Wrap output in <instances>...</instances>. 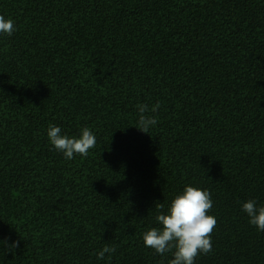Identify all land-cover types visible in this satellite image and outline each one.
<instances>
[{"label": "trees", "instance_id": "16d2710c", "mask_svg": "<svg viewBox=\"0 0 264 264\" xmlns=\"http://www.w3.org/2000/svg\"><path fill=\"white\" fill-rule=\"evenodd\" d=\"M0 264H168L145 247L185 185L212 193V251L264 264V0H0ZM157 101L141 132L137 105ZM151 114V113H149ZM50 124L96 146L67 160ZM105 244L115 253L97 259Z\"/></svg>", "mask_w": 264, "mask_h": 264}, {"label": "clouds", "instance_id": "9594fccd", "mask_svg": "<svg viewBox=\"0 0 264 264\" xmlns=\"http://www.w3.org/2000/svg\"><path fill=\"white\" fill-rule=\"evenodd\" d=\"M15 22L11 18L0 15V34L11 36L16 31ZM160 108L157 101L151 107L147 104L137 105L138 124L136 127L141 132L149 134V129L158 123L155 115ZM151 113V114H149ZM47 137L53 148L63 153L67 160L76 155L87 157L89 150L96 146V137L88 128L83 127L78 137L62 134L59 126L50 124ZM212 193L192 185H185L183 190L171 200L167 210L163 203H156L158 213L155 217L159 227H151L143 233L145 247L151 248L155 253L163 256L172 253L168 264H195L196 258L201 254L207 255L212 249V233L217 225V219L208 213L213 208ZM242 210L249 217V223L258 231L264 232V205L248 199L242 203ZM6 244L9 251L18 247V242ZM117 245L105 244L95 253L97 259H104L108 254L115 253Z\"/></svg>", "mask_w": 264, "mask_h": 264}]
</instances>
